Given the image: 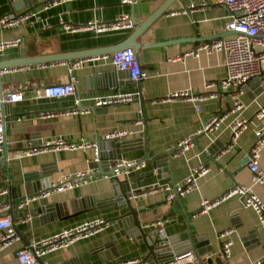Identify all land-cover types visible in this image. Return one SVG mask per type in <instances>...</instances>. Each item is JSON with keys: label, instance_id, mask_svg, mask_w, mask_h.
<instances>
[{"label": "crops", "instance_id": "obj_1", "mask_svg": "<svg viewBox=\"0 0 264 264\" xmlns=\"http://www.w3.org/2000/svg\"><path fill=\"white\" fill-rule=\"evenodd\" d=\"M163 1L133 0L122 4L120 0H72L50 7L42 12L50 27L43 28L41 22L33 21L0 30V40L22 38L19 47L0 51V60L72 52L120 42L133 31V26L130 29L101 33L91 30L66 32L59 25L58 18L62 17L64 21L73 24H84L94 17L111 21L122 12L129 16L133 12L140 24ZM200 1L173 2L169 10L138 37V42L145 44L197 37L203 39L226 31L227 9L214 3L187 8L191 2ZM38 5L34 4V9H38ZM183 8L187 11L177 12ZM10 9L8 0H0V17L9 13ZM202 41L208 40L140 48L138 59L152 73L149 78L141 80L140 88L130 80L126 71L116 69L108 59L86 62L73 71L77 78L75 96L81 98L82 106L91 108L85 114L42 118L40 112H58L71 107L74 96L32 98L34 87L68 80V66L64 60L45 63L44 67L41 64H29V68L18 66L20 68L1 75L0 82L4 90H21L26 98L3 106L4 116L8 118L6 142L11 149L19 150L8 154V175L0 164V200L5 198L1 192L8 189L9 182L17 185L24 181L31 183L40 180L43 187L50 181L59 180L63 174L94 168L90 150L47 151L21 156L30 141L39 143L40 140L56 137L70 141L80 138L94 140L96 137L102 139L104 133L114 127H128L136 131L145 128L143 144L138 142V138L142 137L139 132L125 137L121 142L100 143L101 146L113 145L112 155L116 158L145 159L146 164L141 169L131 170L125 178L127 187H135L131 193L143 192L131 199L132 206L138 210L136 216L143 233L132 229V218L123 217L127 208L120 209L114 201L116 196L113 187L117 178L105 179L98 175L83 186L32 201L18 208L16 213L11 207L9 213L15 221L19 240L0 251V264H19L16 260L18 248L96 218L108 220L110 225L89 238L77 240L67 248L47 253L41 258V263L106 264L131 258H145L148 263H152L149 261L148 244L155 234L159 240L171 241L182 251L187 248L183 246L187 240L184 235L189 233L192 238L205 236L199 243L200 247L209 245L213 250L200 259L194 255L191 261L183 258L176 264H201V261L204 264H215L221 246L217 234L227 228H234L235 232L231 235V256L227 260L222 258V264H248L264 254V228L258 225L255 212L244 207L237 196L222 201L206 213L195 215L201 199L212 200L234 185L250 183V172L245 164L247 151L254 141L252 129L245 130L237 142L222 153L231 136L227 124L236 113L228 114L219 130L211 137L204 134L195 136L194 146L183 155H164L166 151L172 152L180 140L192 135L212 114L228 111L231 107L230 98L224 91L218 99L202 102L198 111L191 102L180 99L150 102L174 90L188 88L199 92L204 82L217 81L225 76L220 54L202 53L197 58L182 57L184 51ZM243 90L241 100L245 108L240 115L250 117L264 103V82L250 81ZM133 91H140L144 100L142 106L139 100H134L116 106L93 107L94 97ZM138 116L144 119V127L133 123ZM199 163L205 164L209 170L197 177L196 187L183 197L167 201L164 187L182 181ZM259 166L264 170V149L260 153ZM99 169L108 171V165L103 164ZM153 188L156 190L151 191ZM253 191L264 202V183L253 185ZM72 201L74 209L70 205ZM39 202H66L67 207L39 215L35 209ZM27 216L30 217L29 221H19ZM156 218L166 219L163 237L157 228L144 226ZM169 254L154 253L150 260L158 264H172Z\"/></svg>", "mask_w": 264, "mask_h": 264}, {"label": "built area", "instance_id": "obj_2", "mask_svg": "<svg viewBox=\"0 0 264 264\" xmlns=\"http://www.w3.org/2000/svg\"><path fill=\"white\" fill-rule=\"evenodd\" d=\"M72 1V0H40L38 9L35 7L21 11L18 15L4 14L0 17V30L12 27L22 26L26 23L39 21L43 28L50 27V23L43 18L42 12L50 7ZM133 0H120L122 4L131 3ZM207 3H214L224 6L228 11V21L225 25V30L232 31L223 37H217L208 41H202L193 44L189 49L183 52L182 57L193 56L199 57L200 54H220L222 64L225 68V76L217 81H206L203 88L199 92H193L188 88L174 90L168 92L160 99H152L151 103L156 101H174L184 100L191 102L196 111L200 109V104L209 99H218L221 92L224 91L231 101V107L228 111L218 114H212L200 127L196 128L192 135L180 140L172 150L170 156L183 155L186 151L194 146L195 136L204 134L211 137L217 132L230 113H236L233 120L227 126L230 129L231 136L228 144L225 146L222 153L229 147H232L239 136L247 129L251 128L254 135V141L247 151L246 168L250 172V183L242 185H234L226 190L220 196L209 200L201 199L200 208L195 215L208 212L212 207L220 204L222 201L237 196L244 207L251 208L256 216L258 225L264 228V202L253 191V185L264 183V170L259 166V157L264 149V103L260 104L256 111L250 117L240 115V112L245 108L241 100L244 93V86L253 80L264 82V0H201L198 3L191 2L188 4V9L202 7ZM187 9H181L177 12H186ZM58 23L66 32H79L91 30L96 33L130 29L132 23L129 14L122 12L111 21H103L94 17L84 24H73L66 22L62 17L58 18ZM22 42L21 37H16L9 40H0V51L10 47H19ZM99 58L108 59L110 63L119 70H124L128 73L130 80L134 83L147 79L151 76V72L144 68L140 63L137 54L130 46L115 50L112 53L105 55L82 57L71 60H64L68 66L69 78L66 82H56L34 87L33 99L41 98H64L74 96L71 107L60 110L58 112H40L42 118L52 117L55 115H78L85 114L91 111V108L81 105V98L75 96L77 78L73 71L80 68L88 61H94ZM42 67L45 63H39ZM52 65V63H51ZM24 68H29V65H22ZM16 67L1 68L0 77L2 74ZM156 74V72H154ZM142 97L140 91L119 92L107 94L93 98V107H108L120 104L129 103L134 100H139ZM26 98L25 93L21 90H4L0 82V153H2V142L4 140V132L6 123L4 120L3 106L22 101ZM136 125H143L144 122L141 116L133 120ZM145 128L139 130L129 129L128 127H114L106 131L102 139L114 140L121 142L125 137L138 133L143 136ZM77 151L90 150L91 159L96 163V167L92 169L79 170L71 173H66L57 181H50L43 186L37 195L26 198L19 203L20 207L29 205L32 201H39L49 196L62 193L74 188L83 186L100 175L101 178H127L131 170L141 169L145 167V159H128L117 157L109 162L108 171L100 173L101 154L109 153L110 148H100L98 141L87 140L80 138L79 140L70 141L63 137H56L50 140H40L39 143L29 142L26 149L21 152V156H32L47 151ZM112 162V163H111ZM208 167L199 163L193 167L189 174L180 182L172 186H165L167 191L166 200H173L175 197H183L191 192L196 187L198 176L208 172ZM156 190L153 188L151 191ZM7 190H2L4 195ZM143 192L130 193L129 198L134 199ZM145 193V192H144ZM10 204H4L0 200V251L9 246L11 243L19 240V234L15 229V221L13 220L9 210ZM7 212V213H5ZM30 217L20 218V222L29 221ZM166 219L156 218L155 220L146 223L144 226L157 228L160 236H164V223ZM110 225V221L103 218H96L89 221L81 222L73 227L60 230L47 237L41 238L31 244L24 245L17 249L16 260L19 264H42L41 258L49 252L64 249L72 245L80 239L89 238L104 228ZM235 232L234 228H227L217 234L221 246L217 253L218 257L224 260L231 256V246L233 240L231 235ZM194 257L192 251H186L177 255L172 264H176L178 260L186 258L191 261ZM106 264H158L148 263L145 258H131L111 261ZM248 264H264V254L259 258L251 261Z\"/></svg>", "mask_w": 264, "mask_h": 264}, {"label": "water", "instance_id": "obj_3", "mask_svg": "<svg viewBox=\"0 0 264 264\" xmlns=\"http://www.w3.org/2000/svg\"><path fill=\"white\" fill-rule=\"evenodd\" d=\"M177 0H164L159 7L152 13L150 14L142 23L138 24L136 17L134 15L133 12L130 13V20L133 26V31L122 41L120 42H116L114 44H110L107 46H101V47H95V48H89V49H84V50H78V51H72V52H63V53H54V54H43V55H37V56H18L16 58H12V59H5V60H0V69L1 68H9V67H16V66H22V65H29V64H39V63H48V62H54V61H61V60H71V59H77V58H82V57H89V56H97V55H105V54H109L112 53L115 50L121 49L123 47H127L130 46L134 49L135 53L138 54V51L140 48H146V47H155V46H164V45H168L171 43H181V42H194L196 40H203V39H207V40H211L217 37H223L227 34L232 33V31H224L220 34L214 35V36H210L208 38H187V39H175V40H168V41H164V42H155V43H145V44H141L140 42H138V37L140 35H142L148 28L149 26L160 16H162L164 14V12H167L169 10V7L171 6V4L173 2H175ZM9 2V6L11 7L9 14L12 15H18L19 10H21L22 8H25L22 11L31 9L34 7L35 5H38L39 3L36 2V0H8ZM34 3V4H33ZM33 4V5H32ZM140 82L141 81H137L136 84L138 85V88H140ZM141 106L143 105V99L140 98L139 99ZM95 108H104V107H95ZM4 114V111H3ZM5 122L8 121L7 117H4ZM144 122V119H143ZM145 124V122H144ZM7 125V122H6ZM6 128H5V132H4V140L2 142V153H1V157H0V164L3 168V171H5L8 173V154L10 152H15L18 151L17 148L15 149H11V147L7 144L6 142ZM96 141H98V144L100 146V148H110L111 151L109 153H104L102 152L101 154V163L100 166H102L103 164L109 165V162L113 159H115L116 157L112 155V146L113 145H105V146H101L100 142H110L111 144L115 143L114 140H105V139H99L96 137V139H94ZM138 142H142V144L144 143V133L143 136L141 138H138ZM166 156H170L171 155V151H166V153L164 154ZM246 161H247V156H246ZM96 167V163H94V166ZM103 171H100V173ZM126 180L125 177L123 180H120L119 178L116 179L115 183H114V194H115V199L114 201L117 203V205L119 206L120 209L122 208H127V211L123 214V217H131L132 218V229H134V231L136 232H142L140 223L137 219V208H134L132 206V201L129 198L130 195V191L135 188L134 186H126ZM42 188L41 186V181L37 180L36 182H31V183H27V182H23L17 185H11L10 182L8 183V189H7V193L4 194V199H3V203L4 204H10L13 211L16 213L18 208H19V203L23 200H25L26 198H31L35 195L38 194L39 190ZM71 208L74 209V202H70ZM67 207V203L66 202H56V203H50V204H44L42 202H39L38 206L35 207L36 209V213H38L39 215H42V213H46L49 211H56L59 208L65 209ZM72 209V210H73ZM74 211V210H73ZM16 232L18 233L17 228L15 227ZM187 240L184 242L183 246L187 247L185 250L181 251V248L179 249L178 246H174L171 241L167 242V240H159L156 237V234L154 235V237L151 239V242L148 244V250H149V257L150 259H152L151 257L154 255V253H160V252H169L171 255L170 257L173 259L179 255L184 253L185 251L191 249V251L194 253V255L200 259V257H203L204 255H207L208 253H210L213 248L212 246L208 247H200L199 243L202 242L205 239V236H197L195 238H192V236L188 233L184 235ZM173 245V246H172ZM152 263H154V260H150ZM215 264H222V260L221 258L217 257L214 261ZM201 264H204L201 261Z\"/></svg>", "mask_w": 264, "mask_h": 264}]
</instances>
